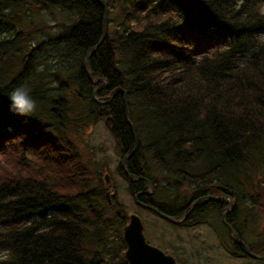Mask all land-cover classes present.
Returning a JSON list of instances; mask_svg holds the SVG:
<instances>
[{
  "label": "trees",
  "instance_id": "trees-1",
  "mask_svg": "<svg viewBox=\"0 0 264 264\" xmlns=\"http://www.w3.org/2000/svg\"><path fill=\"white\" fill-rule=\"evenodd\" d=\"M106 2L0 0V264H127L105 259L127 216L107 214L80 152L98 119L133 152L120 169L133 197L186 214L179 226L219 213L230 254L251 257L234 238L263 254L264 0ZM53 7L74 21L41 37L32 13ZM25 82L29 116L9 100Z\"/></svg>",
  "mask_w": 264,
  "mask_h": 264
},
{
  "label": "rangeland",
  "instance_id": "rangeland-1",
  "mask_svg": "<svg viewBox=\"0 0 264 264\" xmlns=\"http://www.w3.org/2000/svg\"><path fill=\"white\" fill-rule=\"evenodd\" d=\"M116 13V10L111 11L112 16ZM32 15L33 19L43 23L42 29L38 31V35L45 38L50 33L59 31V26H55L57 23L74 21V14H70L69 11L62 10L59 7L40 10L32 13ZM261 37L264 38V35ZM83 141L94 148L92 150L80 144V152L83 156L86 154L92 158L90 162L94 164L92 168H94L95 184L99 187L101 185L102 197L100 201L102 202L101 205H107V214L113 215L114 211L120 208L126 216L130 213H136L142 220L146 240L160 247L165 252L173 254L177 258L178 264H262L257 263L256 260L259 259L253 257H235L230 254L226 248L228 243L223 241V239H226L225 234L220 237L222 232L213 230L215 224L218 227L221 225L219 213L212 211L206 213L199 224L185 227L175 225L174 222H169L153 212L142 208L138 202H143L133 197L126 178L118 170L121 160L120 150L104 119H98L92 126L85 129ZM154 171L151 172L152 175L156 173ZM262 174L264 175V171ZM106 175L108 176L107 180L104 178ZM106 192L111 205L107 203ZM137 196L138 194H135L136 198ZM226 201L227 205L222 210V213L230 208V202L233 205L235 202L232 198H227ZM115 202L116 205L113 206ZM178 219L183 220L184 217ZM213 223L214 225L212 226ZM262 224H264V216L259 220L260 227ZM108 231L109 237L112 240L111 242H105L106 246H108L107 257L105 259L120 260L117 253L121 251L123 256L125 248L121 249L117 247L116 245H120L122 242H119L118 239L110 235L112 229ZM0 255H2V252H0Z\"/></svg>",
  "mask_w": 264,
  "mask_h": 264
},
{
  "label": "water",
  "instance_id": "water-1",
  "mask_svg": "<svg viewBox=\"0 0 264 264\" xmlns=\"http://www.w3.org/2000/svg\"><path fill=\"white\" fill-rule=\"evenodd\" d=\"M103 3L106 7V0H103ZM107 13V8H105V14ZM106 179L108 176H105ZM141 206L149 208L154 210L159 216L165 218L166 220H169L171 222L178 223L182 219H175L161 211H159L157 208L146 205L144 203L138 202ZM233 206V203L231 204V207ZM228 211L221 214V219L225 224L228 226V229L231 233V236L234 232L232 226H230L225 220L224 216ZM185 217V216H184ZM234 238V236H233ZM123 240L126 245V249L124 252V260L128 264H177L175 261L174 256L171 254L165 253L163 250H161L159 247L150 244L146 241L144 233H143V225L141 222V219L136 214L132 213L129 216V221L126 226L123 228ZM234 240L237 243H241L244 245L245 251L251 255L255 259H261L264 258V254L258 255L254 254L250 251L248 246L240 241L239 239Z\"/></svg>",
  "mask_w": 264,
  "mask_h": 264
},
{
  "label": "clouds",
  "instance_id": "clouds-1",
  "mask_svg": "<svg viewBox=\"0 0 264 264\" xmlns=\"http://www.w3.org/2000/svg\"><path fill=\"white\" fill-rule=\"evenodd\" d=\"M38 70H41L38 68ZM10 108L18 115H32L37 108V102L31 94L30 86L25 82L15 87L9 94Z\"/></svg>",
  "mask_w": 264,
  "mask_h": 264
},
{
  "label": "bare ground",
  "instance_id": "bare-ground-1",
  "mask_svg": "<svg viewBox=\"0 0 264 264\" xmlns=\"http://www.w3.org/2000/svg\"><path fill=\"white\" fill-rule=\"evenodd\" d=\"M122 91H123V89H122ZM124 106H125V110H126V101H125V98H124ZM128 119V118H127ZM137 140V139H136ZM133 152H131V153H127V154H125L124 156H122L121 157V160H120V163H119V165H118V170L119 171H121L120 169H123V170H125V172H127V170H126V166H125V160H126V158H128L129 156H130V154H132ZM123 176V175H122ZM125 178V177H124ZM106 194H107V192H106ZM213 198L214 199H216V200H218V201H225L227 198H231V197H229V195H227V194H222L221 196L219 195V196H216V195H214L213 196ZM197 201H198V199H196V200H194L193 202H192V206H191V208H190V210L191 209H193V207L195 206V204L197 203ZM107 203H109V205H110V202L109 201H107ZM144 204H146V203H144ZM231 202H230V208L229 209H227V211L229 212L232 208H233V206L231 207ZM146 205H151V204H146ZM151 206H153V205H151ZM153 207H155V206H153ZM142 208H144V209H147V210H151V212H154V213H156L154 210H152V209H149V208H146V207H143L142 206ZM156 208V207H155ZM159 210V209H158ZM160 211V210H159ZM162 212V211H161ZM227 212V213H228ZM186 214H184V216H185ZM230 232V231H229ZM230 235H231V233H230ZM264 254V253H263ZM258 255H260V254H258Z\"/></svg>",
  "mask_w": 264,
  "mask_h": 264
}]
</instances>
